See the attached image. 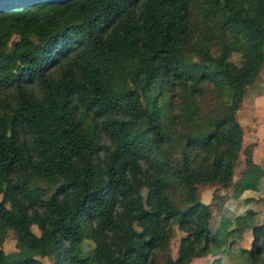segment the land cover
Here are the masks:
<instances>
[{"label":"trees","instance_id":"1","mask_svg":"<svg viewBox=\"0 0 264 264\" xmlns=\"http://www.w3.org/2000/svg\"><path fill=\"white\" fill-rule=\"evenodd\" d=\"M263 45L264 0H0V264H190L247 228L264 264L254 212L213 232L199 198L231 184Z\"/></svg>","mask_w":264,"mask_h":264},{"label":"rangeland","instance_id":"2","mask_svg":"<svg viewBox=\"0 0 264 264\" xmlns=\"http://www.w3.org/2000/svg\"><path fill=\"white\" fill-rule=\"evenodd\" d=\"M264 46V45H263ZM49 72V70H48ZM36 81H31L26 88H34ZM205 133V132H204ZM204 135L203 133H201ZM243 142V138H242ZM251 143H246L242 146L239 152V156L235 162L233 168L232 181L229 187L223 188L218 185H201L199 186V198L203 203L210 205L211 219L210 228L214 232L221 224L225 225L229 221L231 222L237 214H243L246 210L253 211L254 223L264 224V158L259 159L255 163L250 158ZM247 159L252 160L256 166L251 175H247L244 180L255 182L254 187L246 188L242 187L243 182L240 179L242 172L246 167ZM230 226L229 228H231ZM31 229L39 233L36 225H31ZM183 234L179 229L175 227L174 236L171 240L170 250L172 255L176 254V248L180 236ZM252 241V235L250 229H243L241 232H231L227 235V241L225 248L217 254H207L205 257L194 259L190 264H213L216 258H219L221 264H234L239 260L240 264H248L245 260L237 256L239 249L243 247H250ZM79 246L85 253L92 248V241L86 237L80 243ZM0 249L4 253H12L17 251L16 237L13 229H6L2 239L0 240ZM34 257L39 259L42 264H55V258L53 255L38 256L34 254Z\"/></svg>","mask_w":264,"mask_h":264},{"label":"crops","instance_id":"3","mask_svg":"<svg viewBox=\"0 0 264 264\" xmlns=\"http://www.w3.org/2000/svg\"><path fill=\"white\" fill-rule=\"evenodd\" d=\"M243 128V142L251 143L250 158L257 163L264 158V61L255 79L247 86L237 110Z\"/></svg>","mask_w":264,"mask_h":264}]
</instances>
